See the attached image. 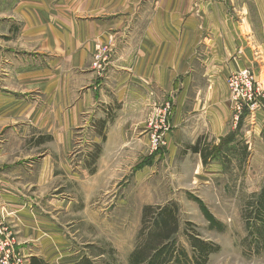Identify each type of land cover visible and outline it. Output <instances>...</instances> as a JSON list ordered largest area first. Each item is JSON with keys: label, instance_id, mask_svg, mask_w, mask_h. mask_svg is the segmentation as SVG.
<instances>
[{"label": "crops", "instance_id": "obj_1", "mask_svg": "<svg viewBox=\"0 0 264 264\" xmlns=\"http://www.w3.org/2000/svg\"><path fill=\"white\" fill-rule=\"evenodd\" d=\"M100 46L115 49L104 78ZM244 68L264 77V0H0V223L25 261L76 260V196L117 174L119 150L165 100L176 148L240 131L226 79ZM115 101L102 143L87 122ZM255 114L248 134L262 129ZM88 131L103 149L92 180L70 155Z\"/></svg>", "mask_w": 264, "mask_h": 264}, {"label": "rangeland", "instance_id": "obj_2", "mask_svg": "<svg viewBox=\"0 0 264 264\" xmlns=\"http://www.w3.org/2000/svg\"><path fill=\"white\" fill-rule=\"evenodd\" d=\"M114 50L100 46L93 53L92 67L99 77H106L112 70ZM261 81L264 83V77ZM167 102L171 104L165 123L169 130L163 134L164 143L153 150L152 135ZM262 102L263 107L255 112L261 111L263 117L264 99ZM104 106L107 108L100 107L103 118L94 116L87 122L88 128L100 134L102 143L107 122L115 118L120 108L116 101ZM255 112L242 115L240 131L233 133L232 140H225L228 135L212 140L201 137V146L222 145L204 165L188 143L178 148L174 145L173 102L165 100L150 114L142 127L144 134L133 133V147L119 150L122 159L112 165L117 174L101 176L99 191L93 193L87 185L76 196V208L82 216L77 221L80 236L71 245V257H77L75 261L88 257L94 264H129L144 207L174 203L182 226L178 243L189 247L184 234L187 226L191 233L218 247L204 264H264V119L260 132L248 134L255 124V116L250 120ZM79 135L70 155L84 157L85 170L92 180L103 149L93 142L89 131ZM79 189L77 186L75 191ZM75 261L69 259L65 264ZM23 264H28L24 258Z\"/></svg>", "mask_w": 264, "mask_h": 264}, {"label": "trees", "instance_id": "obj_3", "mask_svg": "<svg viewBox=\"0 0 264 264\" xmlns=\"http://www.w3.org/2000/svg\"><path fill=\"white\" fill-rule=\"evenodd\" d=\"M233 133L226 139L232 140ZM199 138L196 144L189 147L199 153L204 165L215 157L219 148L211 143L201 146ZM247 149V147H246ZM94 157H97L95 155ZM189 225V224H186ZM182 231L176 204L146 205L142 213V226L137 243L130 254L129 264H204L210 254L218 250L217 245L205 241L197 233L186 226V235L189 247L178 243ZM30 264H50L43 259L32 258ZM74 264H94L88 257L75 261Z\"/></svg>", "mask_w": 264, "mask_h": 264}, {"label": "built area", "instance_id": "obj_4", "mask_svg": "<svg viewBox=\"0 0 264 264\" xmlns=\"http://www.w3.org/2000/svg\"><path fill=\"white\" fill-rule=\"evenodd\" d=\"M99 58V55H97L96 59ZM226 83L235 123L240 121L246 111L253 113L263 107L264 83L257 79L255 73L250 68L230 73L226 79ZM170 112L171 104L167 102L161 110L162 117L160 120H157V124L155 125L156 130L152 135L153 150L158 149L164 143L162 141L163 134L169 130V127L165 124L166 116ZM159 123L162 125H159ZM23 258L17 249L16 233L8 225L0 223V264H23Z\"/></svg>", "mask_w": 264, "mask_h": 264}]
</instances>
